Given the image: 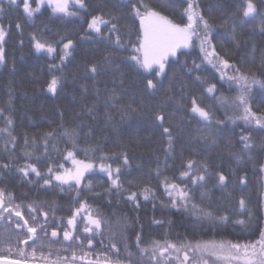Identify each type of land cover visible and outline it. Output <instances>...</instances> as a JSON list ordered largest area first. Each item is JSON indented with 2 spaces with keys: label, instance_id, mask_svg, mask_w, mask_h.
<instances>
[{
  "label": "trees",
  "instance_id": "obj_1",
  "mask_svg": "<svg viewBox=\"0 0 264 264\" xmlns=\"http://www.w3.org/2000/svg\"><path fill=\"white\" fill-rule=\"evenodd\" d=\"M144 2L174 23H187L185 0ZM253 2L255 19L243 16L245 0H196L211 25V41L219 57L250 79L264 82V0ZM131 3L139 6L138 0ZM131 3L85 0L86 9L70 7L69 11L76 13L72 16L54 14L43 4L29 18L20 0L16 5L0 0V26L7 33L5 62L0 64V189L12 194V206L19 204L23 213H28L29 204L57 212L61 208L55 207L85 202L102 220L114 222L110 226L117 236L135 238L139 234L140 245L165 240L177 244L259 240L264 228V130L238 119L243 109L232 102L239 89L228 79L237 74L235 69H222L226 75L221 78L220 65L214 68L204 60L194 37L191 46L168 58L166 74L156 78V89L147 90L144 74L130 59L136 54L132 45L139 32ZM93 16L110 22L101 25L99 34L88 28ZM242 20L246 21L243 25ZM112 23L117 28L110 32ZM33 37L56 51L37 52ZM69 39L73 41L70 55L61 61L63 45ZM91 65L97 66V73L88 71ZM53 75L60 80L55 94L47 87ZM213 84L215 91L209 93L207 88ZM248 98L253 111L264 114L261 84L252 85ZM193 99L210 113L209 121L191 112ZM157 112L164 114V127L171 130V148L154 118ZM65 130L73 133L72 140L62 135ZM49 132L53 135L46 136ZM249 134L253 147L244 151L240 138ZM84 149L89 150L87 156ZM70 150L77 159L95 165L79 189L55 180L45 185L30 170L27 177L19 171L26 164H35L44 177L49 167L55 170L63 164L71 168V160L66 159ZM237 156L242 158L237 160ZM189 160L196 162L192 175L203 172L202 165L207 164L205 182L193 185L187 177L180 178ZM101 163L111 164L113 169L121 167L119 190L100 171ZM218 172L228 178L223 188L217 183ZM164 177L189 192L186 206L180 201L177 207L172 206ZM89 181L91 187H84ZM145 188L151 189L147 200ZM133 192L136 199L130 200ZM242 198L246 204L243 210L239 206ZM4 235L12 239L9 242L4 237L0 243H16L14 234ZM134 241L128 244L133 246Z\"/></svg>",
  "mask_w": 264,
  "mask_h": 264
},
{
  "label": "snow or ice",
  "instance_id": "obj_2",
  "mask_svg": "<svg viewBox=\"0 0 264 264\" xmlns=\"http://www.w3.org/2000/svg\"><path fill=\"white\" fill-rule=\"evenodd\" d=\"M23 5L24 13L31 18L35 12L40 10V6L45 3V0H36V7L33 8L29 3V0H20ZM187 7L183 9V15L187 18V23L178 24L174 23L167 16L161 15L159 11H156L152 6L145 3L144 0H138L137 3H131L132 14L135 18L139 19V32L137 34V43L133 44V50L136 53L132 55L130 59L134 62L136 70L144 74V79L146 80V89L155 90L157 87L156 78L166 74V66L168 64V58L176 57L178 54V49L187 48L193 44V38L199 40L200 51L204 53V60H207L209 64H212L214 68L221 71V78L226 75L222 69H227L232 67L235 69L237 74L228 77V79L236 84L239 89L238 95L234 98L233 104L237 108L243 109V115L238 117L242 119L248 125H255L258 129L264 130V114L257 113L253 111L250 103L248 94L251 91L253 84H261L264 87V82L256 80L254 77L249 78L248 75L240 73L235 65H230L229 61L219 57L215 50V46L212 45L211 41V25L208 20L201 15L199 11V6L196 0H185ZM12 5L17 4V0H9ZM48 5L51 7L54 14H63L72 16L76 13L69 11L72 5H78L80 8L86 9L87 5L85 0H47ZM3 8L0 7V12ZM242 14L246 18L255 19V14L257 12L256 4L253 0H245V4L241 9ZM102 16H93L91 22L88 23V28L95 31L96 33L101 32V25L109 24ZM246 21H241L243 25ZM202 26V28H201ZM17 28L20 27L19 24L16 25ZM117 28L115 23L111 24L110 32L115 31ZM261 30L264 31V23L261 25ZM201 31L203 35L201 36ZM233 32H235V25H233ZM7 35L5 29L0 26V64L5 62V50L4 42L5 36ZM234 38V37H233ZM35 41L34 47L37 52L46 51L48 54H52L56 49L48 43H42L40 40L33 37ZM117 43L119 44V37H117ZM73 46V41L69 39L67 43L63 45V55L60 57L63 61L67 56L70 55V49ZM123 45H121L122 47ZM211 49V50H209ZM195 64V62H193ZM199 68L200 65H195ZM89 72L95 74L98 72L96 65H91L88 69ZM151 77V78H149ZM197 80L200 79L199 76L196 77ZM60 80L57 76L53 75L50 83L47 85L48 91L55 94L57 91ZM216 86L210 85L207 88L209 93L215 91ZM225 104L227 100L224 97H220ZM135 110V109H133ZM191 112L197 114L202 120L209 121L211 119L210 113L204 108L200 107L196 100L192 101ZM154 118L159 122L160 127L163 129V134L167 137L169 148H171L173 136L170 128L164 127L165 116L162 112H157L154 114ZM231 119V118H229ZM9 124L12 123L11 120L8 121ZM218 123H223L218 121ZM235 123V120H233ZM7 131V129H4ZM11 135V133H9ZM53 133H46V136H52ZM62 135L69 137L72 140L73 133L65 130ZM13 141L15 137L12 138ZM243 144V150L248 151L253 147L251 136L242 135L240 138ZM27 142V141H26ZM73 146L75 147V141L73 140ZM47 150V149H46ZM88 149H84L85 155L87 156ZM25 153V156H28ZM242 157L237 156V160ZM66 159L71 160L73 167L66 168L63 164L57 166L54 170L49 167L47 172L48 175L42 177V174L37 169L35 164H26L25 167L19 169L20 172L24 174L25 177L29 175V170L31 173L44 180L45 185L52 183L55 180L59 185L68 184L70 187L75 186L79 189L82 182L85 180V174L91 172L95 165L89 160H81L76 158L74 151H68ZM103 160L104 157L102 156ZM128 158L124 154V164L127 165ZM196 162L194 160H189L186 165V170L180 172V178L187 177L193 185L206 181V175L208 171L207 164H203V172H199L197 175H192L191 172L194 169ZM4 168L9 167L8 164L3 165ZM100 171L107 174L108 179L111 184L115 186L118 190L122 187L120 183V173L121 167L117 166L115 169L112 168L111 164L101 163L99 165ZM62 169V170H61ZM264 170V166H262ZM157 170V175H159ZM227 176L223 172L217 173V183L223 188L226 186ZM165 190L169 197H172L171 204L173 207H177L178 201L184 202L181 206H186L189 200V192L184 188H181L179 184L173 183L168 177H164ZM243 182V181H242ZM84 187L90 188L91 182L85 184ZM63 191V189H61ZM151 189L145 188L143 191L144 199L149 198ZM79 195V192H77ZM137 194L135 192L131 193L129 196L130 200H135ZM13 197L11 193H6L3 189H0V220L7 219L9 222L12 221V217L18 218L15 221V228L18 230L16 236L17 244H24L29 246V241H31V251L26 252L25 248H18L16 253V258H8L6 256H0V264H30V261H39V264H133L129 259L128 261H122L119 259L118 253L119 249L115 243L111 244V249L115 250L117 253V258L115 260L111 259L107 255L104 258L92 260L89 257L93 255L91 251H84V241L87 242V248L89 250L93 247V236L87 234L99 233L102 227V220L93 215L89 210V205L85 202H81L79 207L76 208L75 212L67 220V227L64 228L62 240L59 239L60 232L57 228H53L50 234V239L45 245L43 242L37 244L40 240L38 233H43L45 237L48 236V212L42 211V209L34 206L33 204L27 205L29 213H34L31 215V221L26 219L24 213L20 210L21 206L16 204L12 206ZM240 209H245L246 204L242 198L239 201ZM196 205H193L195 208ZM82 212H87L86 216H83V228L82 233L78 234V221L77 217L80 216ZM4 213H8L5 217ZM43 216V223L38 222V215ZM54 214V212H53ZM250 214V213H249ZM227 217H220V220L227 221ZM22 221V223H21ZM159 223V222H157ZM240 224H244V221H239ZM23 234V238H20V234ZM83 235V239L81 236ZM7 241H11L12 237H5ZM137 247L141 256L147 255L149 264H173V261H179V264H264V230H261L259 240L249 243H233L230 241H201L195 244L188 242H181L179 244L165 240L163 243L160 241H153L151 248L139 247L141 243V237L138 234L136 237ZM55 244H60L61 247L57 249L56 255L53 258V253L51 251ZM65 245H67L65 247ZM47 247L49 249L47 255L44 254L42 249ZM127 247V246H126ZM80 249V254H77L76 249ZM11 249H9L10 251ZM71 250V256L66 257L60 255V251ZM37 251H40V256L37 257ZM192 253L190 256L189 253ZM173 254H175L173 256ZM182 254V255H181ZM131 257V253H128ZM140 264V262H137Z\"/></svg>",
  "mask_w": 264,
  "mask_h": 264
},
{
  "label": "flooded vegetation",
  "instance_id": "obj_3",
  "mask_svg": "<svg viewBox=\"0 0 264 264\" xmlns=\"http://www.w3.org/2000/svg\"><path fill=\"white\" fill-rule=\"evenodd\" d=\"M80 203H76V204H71L70 206H62V207H55V208H61L59 211L54 212L53 211H49L48 212V223H49V227L47 229L48 231V236L45 237L43 235V233H38L40 236V240L37 241V244L43 242L45 245H47L48 240L50 239V234L52 229L55 227L57 228V230L60 232V237L59 239L62 240L63 237V229L67 227V220L71 217V215L75 212L76 208L79 207ZM89 210L93 213V215L95 216H99V214H97L96 212L94 213L92 208L89 206ZM2 211V210H0ZM44 211V210H42ZM62 211H65L64 213H61ZM5 217L8 216V213H4ZM31 215H34V213H24V216L26 219H29V222L32 223L31 221ZM38 215V214H36ZM87 212H82L80 214V216L77 217V221H78V234L82 233V228H83V220L81 219L83 216H86ZM18 218H16L15 216L12 217V221L9 222L7 219L5 220H0V239H2L5 237L4 232H7L8 235L10 234H14L15 240H16V236L18 233V230L15 228V221ZM101 219V218H100ZM102 220V219H101ZM38 222L39 223H43V216L42 215H38ZM22 223V221H21ZM119 223V222H117ZM114 224V222L112 221H104L102 220V227L99 233L96 234H87L90 236H93V247L91 250H89L87 248V242L86 240L84 241V251H91L93 253L92 256H90L89 258L92 260H96V259H103L105 255H107L108 257H110L111 259L115 260L117 258V253L115 252V250L111 249V244L115 243L117 245V248L119 249V259H121L122 261H128L129 259L133 262V264H137V262H140V264H149L148 261V256L144 255L141 256L140 252H139V248L137 247V240L136 237H130V236H117L116 234V230L113 229L110 225ZM20 238H23V234H20ZM81 238L83 239V235L81 236ZM134 241V245L131 246L128 244V242ZM7 242L0 243V256H6L8 258H16V253H17V249L18 248H25L26 252H30L31 251V241H29V246H26L24 244H11L8 245L6 244ZM67 245H65L66 247ZM127 246V247H126ZM152 245H139V247H147V248H151ZM61 247L60 244H55L51 251L53 253V258L56 255V251L57 249H59ZM9 249H11L9 251ZM42 251L44 252L45 255H47L49 249L47 247H44L42 249ZM77 254H80V249L77 248L76 249ZM131 253V257H129L128 253ZM60 255L62 256H66V257H70L71 256V250L69 251H60ZM175 254H173L174 256ZM182 255V254H181ZM190 256L192 254H189ZM40 256V251H37V257ZM30 263L33 264H39V261H30ZM77 264H80L79 261H77ZM173 264H179V261L174 260ZM219 264H223L221 262H219Z\"/></svg>",
  "mask_w": 264,
  "mask_h": 264
},
{
  "label": "rangeland",
  "instance_id": "obj_4",
  "mask_svg": "<svg viewBox=\"0 0 264 264\" xmlns=\"http://www.w3.org/2000/svg\"><path fill=\"white\" fill-rule=\"evenodd\" d=\"M17 1H19V0H17ZM29 3L31 4V6H32L33 8L36 7V0H29ZM44 4H48V3H47V0H45V3H44ZM21 6L23 7L22 3H21ZM76 6H78V5H76ZM91 19H92V18H91ZM91 19L89 20V22H91ZM263 176H264V170H263ZM263 230H264V228H263Z\"/></svg>",
  "mask_w": 264,
  "mask_h": 264
},
{
  "label": "water",
  "instance_id": "obj_5",
  "mask_svg": "<svg viewBox=\"0 0 264 264\" xmlns=\"http://www.w3.org/2000/svg\"><path fill=\"white\" fill-rule=\"evenodd\" d=\"M30 264H33V263H30Z\"/></svg>",
  "mask_w": 264,
  "mask_h": 264
}]
</instances>
